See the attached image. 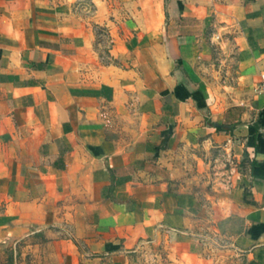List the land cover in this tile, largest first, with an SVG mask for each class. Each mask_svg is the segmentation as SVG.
<instances>
[{
  "label": "crops",
  "instance_id": "obj_1",
  "mask_svg": "<svg viewBox=\"0 0 264 264\" xmlns=\"http://www.w3.org/2000/svg\"><path fill=\"white\" fill-rule=\"evenodd\" d=\"M91 1L0 0V244L264 264V0Z\"/></svg>",
  "mask_w": 264,
  "mask_h": 264
},
{
  "label": "rangeland",
  "instance_id": "obj_2",
  "mask_svg": "<svg viewBox=\"0 0 264 264\" xmlns=\"http://www.w3.org/2000/svg\"><path fill=\"white\" fill-rule=\"evenodd\" d=\"M78 9L91 11V0H75ZM218 64V62L216 61ZM53 249L43 235L24 238L7 245L0 244V264H55Z\"/></svg>",
  "mask_w": 264,
  "mask_h": 264
},
{
  "label": "built area",
  "instance_id": "obj_3",
  "mask_svg": "<svg viewBox=\"0 0 264 264\" xmlns=\"http://www.w3.org/2000/svg\"><path fill=\"white\" fill-rule=\"evenodd\" d=\"M252 92L255 96H260L264 102V81L258 83L253 89Z\"/></svg>",
  "mask_w": 264,
  "mask_h": 264
}]
</instances>
